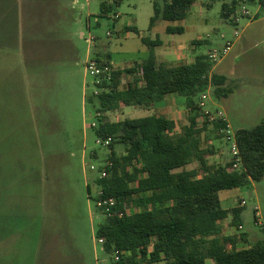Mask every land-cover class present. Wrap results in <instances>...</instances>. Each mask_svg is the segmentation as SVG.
<instances>
[{
  "label": "trees",
  "instance_id": "16d2710c",
  "mask_svg": "<svg viewBox=\"0 0 264 264\" xmlns=\"http://www.w3.org/2000/svg\"><path fill=\"white\" fill-rule=\"evenodd\" d=\"M123 1L104 2L101 10L111 13ZM198 1H154L150 28L159 20L184 21ZM243 1L264 10V0ZM239 2L224 4L223 16L234 14ZM166 33L183 34L184 27L168 26ZM143 41L150 48L149 57L133 68L114 71L112 82L99 87V93L91 95L87 103L101 116L127 107L150 109L176 94L186 99L189 122L178 133L176 123L163 115L117 122L98 119L94 131L101 140L112 138L108 162L113 163L98 186L104 198L116 199L113 211L123 216L107 215L96 238L104 240L107 253L119 252L116 264H264V241L240 247L247 241L246 233L226 235L221 222L231 218V226L238 230L245 207L225 209L219 196L264 179V120L252 129L236 132L243 162L240 171L233 170L231 161L211 164L209 157L216 153L203 137L208 123L200 126L195 99L210 87L217 99L228 98L234 88L228 86L226 76L213 72L214 64L207 55H198L193 63L160 65L154 51L160 41ZM212 126L222 136L219 131L227 129L228 123ZM117 144L123 148L122 155L114 150ZM193 162L197 168L187 170ZM88 192L91 198L90 188Z\"/></svg>",
  "mask_w": 264,
  "mask_h": 264
},
{
  "label": "rangeland",
  "instance_id": "374dc122",
  "mask_svg": "<svg viewBox=\"0 0 264 264\" xmlns=\"http://www.w3.org/2000/svg\"><path fill=\"white\" fill-rule=\"evenodd\" d=\"M154 1L156 0H125L119 6H114L113 11L108 14L102 12L101 4L106 2L114 5L113 0H79V4L73 5V17L81 19L85 37L81 38L79 35L74 37V43L80 51V59L77 61L73 73H71V78L67 79L65 83L63 77H61L55 85L56 91L53 92L55 96L51 97V103H54L56 107L57 127L62 135V139L58 140V156L56 159L58 180H61L63 187L54 188L53 193L57 192L58 198L71 196L75 200L74 208H76L73 214L78 215L79 212L82 214L80 220L71 218L68 221V226L72 235L75 236V242L78 251L82 255L83 264L117 263L115 254L104 251L103 245L99 243L95 236L97 228L107 217V214H103L97 209L95 200L102 191L98 186V181L101 179L102 171L111 155V148L106 147V144L105 146L101 145L100 138L96 136L94 131L98 119L117 122L157 113L167 118L174 117L177 122L178 133L189 122V109L186 101L183 100L184 98L172 100L170 103L173 107L169 105L168 108H161L158 105L150 109L151 111H147L145 108H127L124 112L102 113L100 116L92 105H89L85 100V97L88 99L97 92L94 79L86 73L85 69L89 49L92 58L108 61L116 69L123 70L133 68L137 63L139 64L149 57L150 48L143 41V38H147L149 41L156 40L157 35H160V38L169 39L167 45L159 50L160 64L188 63L192 58L189 49H195L196 47L199 50L198 54H208L213 48L211 44L195 46L194 44L191 45L190 42L188 49V47L186 48V46L180 44L177 47V43L171 40L182 39L183 37L197 38L198 42L203 40L211 42L217 37L220 38L221 33L227 32L229 36L226 40H230L228 42L232 45L235 40L234 30H238L237 34L234 32L235 35H238L242 33L248 22L263 19L261 20L263 22L253 24L250 29L251 31H263L262 36L258 37V41L248 43L246 46L247 51H244L243 55H241L239 47H235L231 54L229 51L226 55L228 57L226 61L228 62H232L237 55L239 56L234 62V74L228 83V86L237 88L236 91L228 98L217 99L214 95V88L210 87L207 91L208 100L206 104L207 109L219 110L225 114L232 137L236 136L238 130L252 129L264 120V97L260 95L262 89H264V11L260 14L256 12L257 4L239 0L241 6L239 10L235 8V13L242 15L241 11L244 8L250 12V15H238L239 21L236 23L235 17L237 14L234 13L233 16L224 17L222 9L224 4L231 5L233 0H199L193 5L185 21L170 23L159 20L156 27L150 29V21L154 16ZM157 1L161 2V0ZM87 2H89L88 5ZM180 25L187 27L184 34H166V27ZM125 26L132 27V31L120 32ZM86 39H89L90 42L88 43ZM179 46L186 51L185 54L187 55L178 56L182 50ZM170 50H176L174 57L171 60L164 61L163 55ZM217 64H214V67ZM125 80L126 77H123L122 82L124 83ZM199 97L195 99L197 105ZM200 126H203V124L200 123ZM207 129L203 133V137L209 139L208 144L213 147L216 153V155L209 157L210 163L215 165L227 164L231 161V143L220 131L219 133L222 136H218L219 134L214 130L212 124L208 123ZM8 142L12 147V143L15 144L17 141H7L6 143L8 144ZM36 142V140H25L23 145L25 156L8 155L6 159L9 158L8 163L15 168H20L21 162L27 163V168H30L34 175L37 174L36 177L34 176L35 180L41 179V175L42 179H45L43 172L37 173L38 162H40V159L42 161V157L39 155L40 151ZM84 149L87 153L86 162L82 159ZM114 150L119 155L123 154L121 145H115ZM93 154L97 157L94 158ZM47 159L50 167L55 162V158ZM91 166L95 167L94 170H91ZM197 166V162H194L189 167L197 168ZM14 171V173H6L7 179L5 182L7 183L9 180L8 184L11 183L10 185H12L10 188H14L16 182H13L17 177L16 174L20 172V170L18 172ZM50 171H53V169ZM64 182L66 184H63ZM51 183L48 190L42 187V184L35 187L15 188L10 191V194L20 196L23 195L22 192L24 191L30 193L31 196H35V198L41 197L42 200L45 197V190L49 191L51 195L53 182ZM87 184H89L91 198ZM219 196L221 205L225 209L245 207L242 214L243 229H232L231 219L227 222V227L231 228V232L240 235L246 233L248 235V240L242 242L240 247H247L259 241H264V179L260 182H254L249 188L224 191ZM69 206L71 207V203ZM256 208L258 211L255 210ZM78 251L77 253H79ZM56 257V262L49 263L47 259H44L41 264H65V260L60 259V256ZM207 263L214 264L213 261Z\"/></svg>",
  "mask_w": 264,
  "mask_h": 264
},
{
  "label": "crops",
  "instance_id": "0c3cea01",
  "mask_svg": "<svg viewBox=\"0 0 264 264\" xmlns=\"http://www.w3.org/2000/svg\"><path fill=\"white\" fill-rule=\"evenodd\" d=\"M77 4H79V0H0V264H41L44 259L51 263L52 261L56 262V256L65 260V264H83L75 236L72 235L68 226V221L71 218L80 220L82 214L80 212L78 215L73 214L76 208H74L75 200L71 196L58 198L57 192L53 193L54 188L63 187L61 180H58L56 159L58 156L57 144L58 140L62 139V135L57 127L56 107L54 103H51V97L55 96L53 92L56 91L55 85L60 78L63 77L66 83V80L71 78V73L80 59V51L74 43V37L79 35L84 38L85 33L81 19L74 18L72 14L73 5ZM263 11L258 5L256 12L262 14ZM261 20L263 19L248 22L242 33L238 35H235L238 30H234L235 40L230 54L235 47H239L241 55H243L244 51H247L248 43L258 41L257 39L262 36L263 31H251L250 29L253 24L263 22ZM156 24L153 28L156 27ZM183 27L185 33L187 27ZM124 31H132V27L125 26L120 30V32ZM220 35V38L217 37L211 42L205 40L198 42L197 38L183 37L170 40L176 42L177 47L180 44L188 49L190 44L195 46L211 44L213 48L223 47L230 41L226 40L229 35L227 32ZM147 40L149 41V39ZM168 40L160 38V35H157L156 40H150L160 41V44L154 48L158 64H160L159 50L167 45ZM86 41L90 42L89 39ZM181 49L178 56L187 55L182 47ZM189 50L192 58L188 63H193L198 55H207L206 53L198 54L199 50L196 47ZM173 51H166L162 57L163 60H171L176 50ZM190 54L188 55L190 56ZM237 57L239 56L237 55L233 60L231 58L232 62L226 61L228 57L224 58L213 68V72L226 76L227 83H229L234 74V62ZM90 58L92 57L89 49L86 62ZM160 65L172 66L176 64L163 63ZM236 89L234 88V91ZM260 95L264 97V89ZM179 98L183 97L176 94L169 95L156 107L160 105L161 108H168L169 105L172 106L170 103L172 100ZM85 100L87 101L86 97ZM183 100L186 101L185 98ZM127 108L119 112H124ZM150 109L147 111H151ZM156 114L152 113L142 117ZM168 119L173 120L177 125L174 117H168ZM95 125L97 126V124ZM176 131H178V126ZM27 139L37 141L39 155L42 157V161L40 159L38 162L37 173L43 172L45 179H42L41 175V179L35 180L34 176L36 177L37 174L34 175V172L27 168V163L21 162L20 168H15L8 163L9 158L6 159L8 155L25 156L23 145ZM7 141L17 142L12 143V147H10L9 142L6 143ZM85 151L84 149L82 152V159L86 162L87 153ZM93 155L94 158L97 157L95 154ZM47 158H55V162L50 167ZM193 163L189 164L186 169H196L189 167ZM94 168L91 166V170ZM51 169L53 171H50ZM14 170L16 172L20 170V172L16 174L17 177L13 182H16L14 188H10L12 185L8 184L9 180L7 183L5 182L6 173H14ZM49 171L52 172L51 175ZM51 182H53V187L50 195L47 190L49 184H52ZM42 184V187L47 188L42 200L41 197L35 198L24 191L22 194L25 196L10 194V191L15 188L35 187ZM87 188H89V184H87ZM229 219L221 222V225L225 229L226 235L236 234L230 231L229 226L227 227ZM74 260L75 262H73Z\"/></svg>",
  "mask_w": 264,
  "mask_h": 264
},
{
  "label": "built area",
  "instance_id": "2783aa9c",
  "mask_svg": "<svg viewBox=\"0 0 264 264\" xmlns=\"http://www.w3.org/2000/svg\"><path fill=\"white\" fill-rule=\"evenodd\" d=\"M240 6L241 5H237L236 8H238L239 10ZM241 13L242 15H250V12L245 10L244 8H242ZM235 14H237L235 17V22L238 23L239 21L238 15H241V14L239 13H235ZM231 16H233V14ZM231 48H232V45L230 44V42H227L221 48H218V47L212 48L208 52L207 56L209 57L210 61L213 64H217L226 57V55L229 53ZM85 69H86V73L94 79V85L97 88V92L94 93L95 95L99 93L100 91L99 87H102L105 84L112 82L113 72L117 70L112 65V63L108 61H100L99 59H95V58H90L87 61L85 65ZM207 100H208V96H207V91H206L205 93L201 94L199 97L198 107L200 109V114H201L200 123L201 124H204V123L214 124L217 122L228 123L227 118L223 112L219 110L212 111V110L207 109V104H206ZM228 128H229V125L227 129H224V128L220 129V133L226 137L229 143H231L230 152H231V162H232L233 170L240 171L241 170L240 168L243 167L242 157H241L240 150H239V147L236 141V136L232 137L231 132L229 131ZM99 142L101 145H104V146L106 144V147H107L111 144L112 138H108L107 140L100 139ZM112 165H113L112 162L107 163L106 167L102 171V174L100 177L101 179L108 177L109 175L108 168H111ZM95 203H96L97 209L100 211H104L105 214H107L108 216H113V215L118 216V217L123 216L122 212L113 211L117 205L116 199L110 198V197L104 198L102 191L98 194ZM255 210L258 211L257 208ZM241 229H243V226H239V230ZM98 240H99V243H101L102 245L104 244L103 239H98ZM115 260L116 261L120 260L119 252H115Z\"/></svg>",
  "mask_w": 264,
  "mask_h": 264
}]
</instances>
